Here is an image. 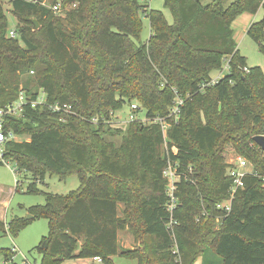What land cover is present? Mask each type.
<instances>
[{
	"label": "trees",
	"instance_id": "16d2710c",
	"mask_svg": "<svg viewBox=\"0 0 264 264\" xmlns=\"http://www.w3.org/2000/svg\"><path fill=\"white\" fill-rule=\"evenodd\" d=\"M61 1L69 7L63 15L42 0H11L18 21L13 38L0 0V108L23 92L21 115L7 116L4 125L15 136L30 135L8 141L5 158L18 173H32L29 193L47 172L78 175L80 187L47 194L44 205L29 208L33 218L0 219V232L16 234L46 218L49 233L35 247L41 264L94 257L116 264L117 255L137 264H195L211 253L222 264H264V150L254 141L264 136V72L247 66L233 28L239 15L262 9L247 34L264 54V0L228 6V0H164L173 23L141 0ZM142 16L152 34L138 43ZM224 63L228 73L214 82L212 72ZM41 92L46 102L33 106ZM178 96L184 104L176 120L168 116ZM134 103L138 119L125 133L112 128ZM65 104L68 111L54 108ZM141 111L166 118V132L159 122L144 123ZM108 133H123L121 143L107 140ZM228 141L257 175L244 178L222 219L217 205L230 199L233 184L222 154ZM168 162L182 175L173 214L163 176ZM172 216L176 244L167 228ZM126 230L139 246L120 251ZM0 256L18 264L12 248Z\"/></svg>",
	"mask_w": 264,
	"mask_h": 264
},
{
	"label": "rangeland",
	"instance_id": "374dc122",
	"mask_svg": "<svg viewBox=\"0 0 264 264\" xmlns=\"http://www.w3.org/2000/svg\"><path fill=\"white\" fill-rule=\"evenodd\" d=\"M4 11L10 22V29L16 28L18 21L12 12L11 0H1ZM203 4L212 3L213 0H201ZM234 0H228L225 4L228 6ZM150 9L161 10L169 23H173L174 17L171 10L165 6L164 0H150ZM263 17V10L261 9L256 15L243 13L239 15L233 23L235 30V39L238 43V49L240 53L246 57L248 67L259 66L264 72V54L259 50L258 44L247 34L248 27L255 21L260 20ZM35 22H38L34 18ZM142 31L140 40H136L138 43H145L152 30L150 27V21L147 16H142ZM37 28H40L37 27ZM228 73L226 64H223V68L220 70H214L211 74L213 80H217ZM22 88V85H21ZM122 118L114 121L112 128H121L123 133L126 132L129 123L130 109L128 106L119 112ZM137 113V112H135ZM117 114V112H116ZM145 112L141 111L140 115L143 116V122L151 124V119L144 116ZM199 123V122H196ZM123 133L111 136L109 133L105 135L107 140L114 141L117 145L121 143ZM30 135L24 134L17 136L18 141L29 140ZM164 150V148H162ZM223 156L225 162L230 164L236 157L241 156L236 151L231 141L223 144ZM18 169L15 162L10 164L0 165V219L6 224L10 223L16 218H23L25 220L30 219L31 215L28 210L32 206L44 205L46 203L47 194L66 195L71 191L77 190L80 187V178L78 175H70L66 178H60L57 175H51L45 173L42 180L36 182V191L27 192L28 186L35 182L32 173L22 172L14 173V170ZM19 181V184L18 182ZM128 189V188H126ZM125 204L119 203V211L122 214ZM49 233V222L46 218L36 217L32 219L21 231L16 234H12L11 230L7 229L6 232H0V249L2 248H18L17 256L14 261L18 264H23L25 259L30 264H41V255L36 251L35 247L40 243L41 239ZM120 251L134 250L139 246V243L135 240L134 236L129 231H122L119 234ZM209 260L203 262L202 258H199L195 264H222V259L213 255L208 256ZM66 264H102L98 262H92L89 260L76 261L75 259L67 260ZM116 264H137L136 260L126 259L119 255L114 257ZM0 264H12L5 261L3 256H0Z\"/></svg>",
	"mask_w": 264,
	"mask_h": 264
},
{
	"label": "built area",
	"instance_id": "2783aa9c",
	"mask_svg": "<svg viewBox=\"0 0 264 264\" xmlns=\"http://www.w3.org/2000/svg\"><path fill=\"white\" fill-rule=\"evenodd\" d=\"M49 1L50 0H42L41 4L43 6H47L51 8L56 15H63L64 11L69 9V7H64V4L61 0H59L57 3L53 5ZM141 1L144 4L149 5L150 0H141ZM9 36L13 38L17 36V31L15 28L10 30ZM226 66L227 68H229L228 64H226ZM245 71L249 72L247 68H245ZM215 81L216 80H214V82ZM27 102L28 101L25 97V94L22 92L20 93V96L17 101L11 104H8L5 107L0 108V163L2 164H7V165L10 164V161L5 158V145L8 141L16 139V136L14 135L13 132L5 130V125H4L5 118L7 116L21 115L24 105ZM45 102H46V96L44 92H41L39 98L36 101H34L32 105L36 106L37 104H44ZM183 104H184V99L178 96L175 100L173 107L170 110L168 117L175 118L176 120H178L180 113H181V107L183 106ZM54 108L56 111H59L60 109H65L68 111L70 109V107H68V105L66 104L63 105L62 107L60 105H56L54 106ZM138 109H139V106L137 104L134 103L131 105V111L129 115L130 121H134L138 119L137 113H135L137 112ZM166 121H167L166 118H162L159 116L155 117L154 119H151V122L161 123L162 129L164 132H166L168 128V122ZM230 165L231 166L228 168V175L233 178V184L230 190L231 196H230V199L227 200L226 202H223L217 205V208L224 212L221 215L222 219L225 218L231 212L232 201L236 195V192L239 189L244 187V178L249 174L257 175V172L253 170V166L251 165V163L243 156L236 157V159L233 162H231ZM14 173L15 174L18 173L17 169L14 170ZM163 176L168 182L167 183V194L170 198V201L168 203V211H170L173 214L179 202V199L176 196V191L179 187V184L181 183L182 175L178 169V166H176V164H173L172 162H168V165L163 171ZM17 182L19 184V181ZM176 223L177 221L172 216L167 225V228L175 244H176V237H175L174 225ZM12 251L13 253H15V256L13 257V260H14L17 256L18 248L14 246L12 248ZM174 251L177 252L178 251L177 248ZM93 260L102 263L101 257H94ZM23 264H30V263L27 261V259H25Z\"/></svg>",
	"mask_w": 264,
	"mask_h": 264
},
{
	"label": "water",
	"instance_id": "95a60500",
	"mask_svg": "<svg viewBox=\"0 0 264 264\" xmlns=\"http://www.w3.org/2000/svg\"><path fill=\"white\" fill-rule=\"evenodd\" d=\"M37 26L39 27V23L36 22ZM254 141L264 150V136L259 135L254 138ZM29 218H33V215H30Z\"/></svg>",
	"mask_w": 264,
	"mask_h": 264
},
{
	"label": "crops",
	"instance_id": "0c3cea01",
	"mask_svg": "<svg viewBox=\"0 0 264 264\" xmlns=\"http://www.w3.org/2000/svg\"><path fill=\"white\" fill-rule=\"evenodd\" d=\"M247 14H250V13H247ZM16 139H17V136H16ZM91 260L92 262H97V261H94L92 258H77V259H75L76 261H81V260ZM73 260V259H72ZM68 261H66V263H67ZM99 263V262H98Z\"/></svg>",
	"mask_w": 264,
	"mask_h": 264
}]
</instances>
